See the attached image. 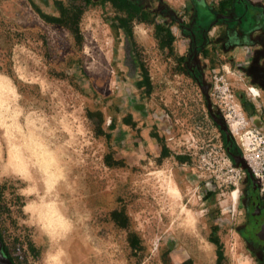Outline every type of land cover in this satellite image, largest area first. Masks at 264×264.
Instances as JSON below:
<instances>
[{
    "label": "rangeland",
    "instance_id": "rangeland-1",
    "mask_svg": "<svg viewBox=\"0 0 264 264\" xmlns=\"http://www.w3.org/2000/svg\"><path fill=\"white\" fill-rule=\"evenodd\" d=\"M46 1L0 0V95L9 96L8 131L22 158L8 163L0 129V232L12 252L24 264H44L46 254L57 264H218L216 239L221 264H264L244 235L250 173L213 117L244 158L264 110L242 109L251 87L237 54L213 48L194 79L182 27L191 0H162L161 17L148 0L149 21L126 29L109 0L81 10ZM158 21L171 48L156 38ZM43 188L69 212L64 233L40 220Z\"/></svg>",
    "mask_w": 264,
    "mask_h": 264
},
{
    "label": "flooded vegetation",
    "instance_id": "flooded-vegetation-1",
    "mask_svg": "<svg viewBox=\"0 0 264 264\" xmlns=\"http://www.w3.org/2000/svg\"><path fill=\"white\" fill-rule=\"evenodd\" d=\"M69 4L85 5L87 0H67ZM148 0H109L111 6L122 14L118 19L120 27L126 29L130 22L147 23L145 4ZM162 0H158L161 17ZM158 28L163 27L158 21ZM183 32L188 38L190 53L186 66L195 80L201 81L203 64L201 58L213 48L225 53H236V68L242 79L249 85L250 94L241 93L239 99L242 109L248 114L263 116L264 109H258L253 100L264 102V4L256 0H191L190 17ZM184 65V63H183ZM257 93H255V91ZM225 135V146L233 158H238L235 139L229 135L225 122L219 117ZM258 204L255 206L254 190L251 188L248 206L250 208V225L244 230L250 248L259 261L264 262V194L257 189ZM2 241V252L11 264H24L23 258L15 255L12 249Z\"/></svg>",
    "mask_w": 264,
    "mask_h": 264
},
{
    "label": "bare ground",
    "instance_id": "bare-ground-1",
    "mask_svg": "<svg viewBox=\"0 0 264 264\" xmlns=\"http://www.w3.org/2000/svg\"><path fill=\"white\" fill-rule=\"evenodd\" d=\"M255 93H257V91H255ZM10 105L11 104H10L9 96L4 95L2 93L0 95V129L3 132L4 141L8 149V163L12 165H17L22 158L19 151L13 144V141L11 140L10 132L8 131L7 123H8V117L10 116V108H11ZM33 182L34 181H30L31 184H33ZM43 194L44 196L41 197V204L42 206H44V209H42L43 214H41L42 216L40 215L41 216L40 220L42 221L45 230L47 229L56 234L64 233V231H66V229L68 228L65 219L68 216L69 212L64 211V213L62 212L63 213L62 215L60 214V212L56 210L57 207L52 201L54 197H52V193H50L49 188L46 189L43 188ZM171 194L173 193L171 192ZM31 213L34 214L35 212L32 210ZM78 251L79 250H76L75 256L78 254ZM57 263H58L57 259L54 256L46 254L44 258V264H57Z\"/></svg>",
    "mask_w": 264,
    "mask_h": 264
},
{
    "label": "built area",
    "instance_id": "built-area-1",
    "mask_svg": "<svg viewBox=\"0 0 264 264\" xmlns=\"http://www.w3.org/2000/svg\"><path fill=\"white\" fill-rule=\"evenodd\" d=\"M249 134L242 145L244 159L259 182V191L264 194V116L256 121Z\"/></svg>",
    "mask_w": 264,
    "mask_h": 264
},
{
    "label": "trees",
    "instance_id": "trees-1",
    "mask_svg": "<svg viewBox=\"0 0 264 264\" xmlns=\"http://www.w3.org/2000/svg\"><path fill=\"white\" fill-rule=\"evenodd\" d=\"M73 2V0H71ZM91 3V0H87L85 3V6L89 5ZM72 8L74 10H81L83 7L81 5H75V4H71ZM61 11L63 13H65V9L63 7H61ZM39 14L41 15V17L50 22V23H63L65 22L64 19H56V18H48L45 15H43L42 13L39 12ZM156 38L161 40V42L163 43V47L164 48H171L172 44H173V35L171 33V31H169L168 29L165 30L163 27L158 28V25L156 26ZM147 80V79H146ZM162 155H166L167 149L164 147L161 150ZM1 189V188H0ZM1 193V192H0ZM0 198H1V194H0ZM3 205L2 202L0 200V216L3 213ZM212 243L217 247L218 251H217V263L221 264L222 261L224 260V253L222 251V247L220 244L219 240H212ZM30 250L34 253V255H37L36 249L33 245H30ZM185 264H191L190 262L185 263Z\"/></svg>",
    "mask_w": 264,
    "mask_h": 264
},
{
    "label": "water",
    "instance_id": "water-1",
    "mask_svg": "<svg viewBox=\"0 0 264 264\" xmlns=\"http://www.w3.org/2000/svg\"><path fill=\"white\" fill-rule=\"evenodd\" d=\"M44 2L47 3L46 0H44ZM236 161L238 163V165L242 166L244 169L248 170L251 176V180L253 182V190H254V202H255V206H257V202H258V198H257V189L259 186V182L257 179L254 178V176L251 173L250 167L248 165V163L244 160V158L242 157H238L236 158ZM0 264H11L8 259L4 256L3 252H2V241L0 239Z\"/></svg>",
    "mask_w": 264,
    "mask_h": 264
}]
</instances>
